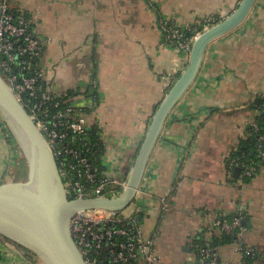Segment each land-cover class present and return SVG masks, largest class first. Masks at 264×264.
Returning a JSON list of instances; mask_svg holds the SVG:
<instances>
[{
  "label": "crops",
  "instance_id": "0c3cea01",
  "mask_svg": "<svg viewBox=\"0 0 264 264\" xmlns=\"http://www.w3.org/2000/svg\"><path fill=\"white\" fill-rule=\"evenodd\" d=\"M241 1L10 0L18 13L34 18L33 29L45 42L41 66L53 88L98 94L107 155L125 173L189 61L166 41L159 16L193 34L230 15ZM262 100L264 0H256L240 25L208 44L197 77L173 108L150 156L137 199L145 230L160 229L157 252L163 262L187 264L196 254V239L221 234L213 219L238 213L245 216V242L264 250V156L252 127ZM3 146L0 139V151ZM240 151L257 162L252 176L244 175V166L235 176L243 163L232 157ZM7 164L0 153V184L15 181L10 169L3 173ZM169 193L170 209L160 215L159 198ZM220 253L224 262H235L230 244ZM33 255L30 262L34 257L45 264Z\"/></svg>",
  "mask_w": 264,
  "mask_h": 264
},
{
  "label": "built area",
  "instance_id": "2783aa9c",
  "mask_svg": "<svg viewBox=\"0 0 264 264\" xmlns=\"http://www.w3.org/2000/svg\"><path fill=\"white\" fill-rule=\"evenodd\" d=\"M15 12L10 0L0 1V73L46 140L69 198L122 196L128 188L130 172L125 173L107 155L98 94L59 93L54 89L41 66L45 42L33 29L34 18ZM158 24L166 41L190 58L196 35L187 34L163 16H159ZM212 25H205L201 31ZM252 127L258 134L260 153L264 156V131L257 122L252 123ZM256 170V165H246L243 172L245 176H252ZM171 196L169 193L159 198L158 214L169 211ZM142 205L129 213L93 208L80 210L72 216V235L87 264H167L157 252L160 229L147 232L137 218ZM244 222V214L238 213L232 219L215 217L213 226L221 233L236 237L230 243L232 254L238 256L232 264L264 261V250L245 242ZM11 250L0 243V264H12L15 258ZM187 264L228 263L224 262L220 247L208 241Z\"/></svg>",
  "mask_w": 264,
  "mask_h": 264
},
{
  "label": "water",
  "instance_id": "95a60500",
  "mask_svg": "<svg viewBox=\"0 0 264 264\" xmlns=\"http://www.w3.org/2000/svg\"><path fill=\"white\" fill-rule=\"evenodd\" d=\"M255 1L242 0L221 21L206 30L193 32L196 39L187 66L158 106L145 138L139 143L128 188L118 198H69L58 163L46 140L0 73V108L20 135L28 160L25 181L0 184V233L25 243L46 264H87L72 235V216L80 210L93 208L121 211L137 199L152 151L173 108L197 77L208 44L240 25ZM260 100L257 98V103ZM243 166L235 168L236 177Z\"/></svg>",
  "mask_w": 264,
  "mask_h": 264
},
{
  "label": "trees",
  "instance_id": "16d2710c",
  "mask_svg": "<svg viewBox=\"0 0 264 264\" xmlns=\"http://www.w3.org/2000/svg\"><path fill=\"white\" fill-rule=\"evenodd\" d=\"M17 15H20V13H18L17 11L15 12ZM221 19H218L217 21H215L214 23L219 22ZM187 33V32H186ZM188 34V33H187ZM264 101H261V113L258 116L256 122L259 124L260 128L262 131H264V106H263ZM1 121V120H0ZM8 122V121H7ZM5 126V129L1 131L2 135H3V142H4V146L3 149H1L0 153L1 156L3 158V160L7 163H12V158L13 156L15 157L18 153L23 154L22 155V163H21V167L26 164V158H25V151H24V145L22 143V140H20V136L16 130V128L14 127L13 124H10V122H8V125L5 123V121H1L0 122V127L3 129V127ZM256 136L258 137V134L255 133ZM25 154V155H24ZM5 155V156H3ZM234 158H239L238 160L241 161V163H243L244 166L246 165H256L257 162H251V161H247L246 158L243 157L242 152H237L233 155L232 157ZM232 162V161H231ZM230 164V162H229ZM10 166V165H9ZM235 217V216H234ZM137 218L139 219V221H142L141 218V214H138ZM235 236L234 235H227L225 233H221L220 235H215L213 236V238L211 240H208L212 243V245L221 247L227 244L232 243L233 241H235ZM208 241H204L202 238L200 239H196L195 240V253L198 252V249L205 245L206 242ZM1 261V260H0ZM46 264V263H45Z\"/></svg>",
  "mask_w": 264,
  "mask_h": 264
},
{
  "label": "rangeland",
  "instance_id": "374dc122",
  "mask_svg": "<svg viewBox=\"0 0 264 264\" xmlns=\"http://www.w3.org/2000/svg\"><path fill=\"white\" fill-rule=\"evenodd\" d=\"M0 120L1 121H5V123L8 125V122L11 123V121L8 119V117L5 115V113L1 110L0 108ZM0 121V122H1ZM8 121V122H7ZM4 126V125H3ZM5 129V126L3 127V129L0 127V139L2 140L3 139V135L1 133L2 130ZM20 136V135H19ZM20 140H21V137H20ZM23 143V142H22ZM25 151V150H24ZM26 154V152H25ZM24 154V155H25ZM16 156L12 158V163H8L7 165H5V167L7 168H4L3 166V173H5L8 169L9 172L13 175V177H15V181H25L28 177V160H27V155H25V158H26V164L24 165V167L22 166L21 167V163H22V155L21 153H18L15 154ZM5 156V155H3ZM10 165V166H9ZM141 204V203H140ZM139 206V202H138V199H136L129 207H127L126 209H124L123 211L125 213H129L131 210L135 209V208H138ZM0 241L5 244L6 247H9L10 249H12L11 251L13 253H11L13 255L12 258H15L18 262H16V260H12V264H26V260H28V263L30 262V256L31 253H33L35 257H38V259H40V261H43L44 263H46L43 258L38 254L36 253L33 249H31L29 246H27L25 243H22L20 241H17L11 237H9L8 235L6 234H3V233H0ZM226 248L227 246H225L224 249H222V251H226ZM230 249V247L228 248ZM16 250V251H15ZM31 252H29V251ZM21 253L23 254V257L25 258L24 255H26V260L23 258L21 259ZM27 253V254H26ZM28 256V257H27ZM234 261L237 260L238 256L237 254H233V256L231 257ZM20 259V260H19ZM22 260V261H21ZM33 264H39L38 260H35V258L33 257V261H31ZM30 262V263H31ZM263 262L262 259H258L256 260L253 264H261Z\"/></svg>",
  "mask_w": 264,
  "mask_h": 264
}]
</instances>
